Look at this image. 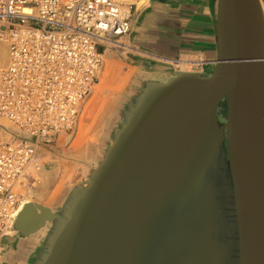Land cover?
Segmentation results:
<instances>
[{
	"label": "water",
	"instance_id": "obj_1",
	"mask_svg": "<svg viewBox=\"0 0 264 264\" xmlns=\"http://www.w3.org/2000/svg\"><path fill=\"white\" fill-rule=\"evenodd\" d=\"M213 40L198 70L130 56L92 154L17 211L5 264H264L261 0H215Z\"/></svg>",
	"mask_w": 264,
	"mask_h": 264
},
{
	"label": "built area",
	"instance_id": "obj_2",
	"mask_svg": "<svg viewBox=\"0 0 264 264\" xmlns=\"http://www.w3.org/2000/svg\"><path fill=\"white\" fill-rule=\"evenodd\" d=\"M136 1L0 0V237L22 204L17 187L33 176L37 147L73 129L103 51L124 48Z\"/></svg>",
	"mask_w": 264,
	"mask_h": 264
},
{
	"label": "crops",
	"instance_id": "obj_3",
	"mask_svg": "<svg viewBox=\"0 0 264 264\" xmlns=\"http://www.w3.org/2000/svg\"><path fill=\"white\" fill-rule=\"evenodd\" d=\"M214 2L137 0L129 16L130 31L121 39L139 55L171 60L173 64L179 56L211 58L214 54ZM261 3L264 6V0ZM11 242L10 235L0 237V264H5Z\"/></svg>",
	"mask_w": 264,
	"mask_h": 264
},
{
	"label": "rangeland",
	"instance_id": "obj_4",
	"mask_svg": "<svg viewBox=\"0 0 264 264\" xmlns=\"http://www.w3.org/2000/svg\"><path fill=\"white\" fill-rule=\"evenodd\" d=\"M133 53H135V51H133V48H131L130 46L125 49V48H121V47H117V46H113V45H108L105 52L103 53L106 56L110 57V61L113 65L112 66L113 67L112 79L110 82L111 83L110 85L112 88L108 90L109 92L106 91L107 92V93H105L106 95L104 94L105 96H103L104 99L102 98L101 100H99V102L97 101V103H96L97 105L95 104L92 107V109L90 110L88 117H87L88 119H86V122L88 124V131H87L86 135H88V136L85 137L87 139V140H85V142L86 141H91L93 143L98 142L97 141V132H98V130H100V127H101L102 116L105 115L107 112L108 113L110 112L111 107L115 103L116 99L121 94V92L125 89L126 85L128 84V82L131 79V76H132V73L134 70V65L129 61V58ZM180 58H184L186 60L194 59V57L192 58V57H187V56H185V57L179 56L178 60ZM178 60H176V61L179 64H177V63L173 64V66L175 68L181 67V66H179L180 60L179 61ZM169 62L173 63V61H171V60ZM102 64H103V57H102ZM102 64H101V66H102ZM101 66H100V68H101ZM191 67L192 66L189 65V67H187L188 70H191ZM124 77L126 79H124ZM117 83L118 84L120 83V85H118ZM121 83H123V84H121ZM102 100H103V102H101L102 103L101 104L100 101H102ZM98 103L101 105H98ZM93 113H94V115H93ZM73 135H74V130L72 129L71 131L67 132L66 134H61L57 141L41 145L42 149L40 151L36 150L35 160H36V162H38L37 165L38 164L39 165H38L36 170L32 171L33 176L27 180L26 183H27L28 190H26V193L21 195V198L25 199V197H27L28 200H34V201L38 200L39 202L49 204L51 202V200L56 195H58V193L61 191V189L63 187H65L66 185H68L69 183H71V181L79 174L81 168L83 167L84 160H85L83 155L85 154L84 156H88L91 154H86V153L82 152L81 148H76L73 150L71 149L70 143H71ZM89 135H91V136H89ZM60 137L62 140L60 139ZM46 165H50V166L51 165H53V166L58 165L59 166L58 172L55 175V177L53 178V182L51 183L50 190L54 187V184H57V182H59V185L58 184L56 185V186H58V187H56L57 190L55 191L52 199H50V200L45 199V198H47V196L44 197V199L37 196V194H38L37 192L39 191V186H38L39 183L37 182V180L39 178L43 179V177H44L43 174H44V170H45L44 166H46ZM41 174H42V177H41ZM60 176L61 177L64 176V177L61 178ZM2 252H3V250H2ZM1 255L2 254L0 253V256Z\"/></svg>",
	"mask_w": 264,
	"mask_h": 264
},
{
	"label": "bare ground",
	"instance_id": "obj_5",
	"mask_svg": "<svg viewBox=\"0 0 264 264\" xmlns=\"http://www.w3.org/2000/svg\"><path fill=\"white\" fill-rule=\"evenodd\" d=\"M122 44H124L123 46H124L125 49L129 47V45L126 42H124L123 40H122ZM105 50L103 51V53L105 52ZM0 51L2 52V58H3L2 61H4L6 59V50H5L4 47L0 46ZM103 53H102L103 64L101 63L102 66H101V68L98 69V73H97L98 79L93 84L90 94L85 98V100L83 102H81V107H80V110H79V112L77 114V118H76V121H75V125L73 126L74 135H73L72 140H71V143H70V147H71L72 150L73 149H76V148H81L82 152H84L86 154H92V144H91V142L90 141H86L85 142V140H87L85 137L88 136V135H86V133L88 131V124L86 122V119H88L87 118L88 117V114H89L90 110L92 109V107L97 103V101L99 102V100H101L102 98L104 99L103 96L106 95L105 94V93H107L106 91H108L109 89L112 88L111 85H110L111 84L110 82H111V79H112V69H113L112 66L113 65H112V63L110 61V57L106 56ZM176 60H178V59H176ZM179 60H180V65L179 66H181L180 69L188 70L187 67H189V62L186 59H184V58H180ZM2 61L0 60V62H2ZM174 63H177V61L176 62L174 61ZM177 64H179V63H177ZM124 79H126V78L124 77ZM121 84H123V83H121ZM118 85H120V83ZM101 102H103V100L100 101V103ZM101 104L98 103V105H101ZM93 115H94V113H93ZM62 134H66V133H62ZM89 136H91V135H89ZM60 139H61V137H60ZM41 149H42V146H38L37 147V150L40 151ZM37 163L38 162H36V160L34 158V160L31 163V165H33V167L30 169V174H32V171H34V170L37 169V167L39 165V164L37 165ZM58 169H59V166L58 165H54V166L51 165V167L49 169H47L46 171H44V174L43 175H45V178L43 177V179L42 178L41 179L39 178L37 180V182L39 183L38 184L39 191L37 192L38 193L37 194L38 197L45 194L44 196L45 197L47 196V198H45L46 200L52 199L55 191L57 190L56 187H58L56 185L57 184L59 185V182H57V184H54V187L50 190L51 186H50L49 181H48L47 178L49 177L50 174H57ZM41 177H42V174H41ZM62 177H64V176H62ZM17 188L21 192L22 195L24 193H26V190H28L26 181L23 182L22 184H20ZM21 201H22V204L19 207V209L22 207V205L25 202H27L29 200L27 199V197H25V199L21 198ZM10 232H12V229L11 228L6 230V233L9 234Z\"/></svg>",
	"mask_w": 264,
	"mask_h": 264
},
{
	"label": "flooded vegetation",
	"instance_id": "obj_6",
	"mask_svg": "<svg viewBox=\"0 0 264 264\" xmlns=\"http://www.w3.org/2000/svg\"><path fill=\"white\" fill-rule=\"evenodd\" d=\"M225 112H226V107H225V102L223 101V102L220 104L219 113H220L221 115H225Z\"/></svg>",
	"mask_w": 264,
	"mask_h": 264
}]
</instances>
